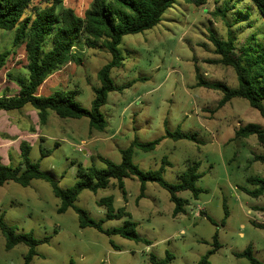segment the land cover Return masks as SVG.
<instances>
[{"label": "rangeland", "instance_id": "374dc122", "mask_svg": "<svg viewBox=\"0 0 264 264\" xmlns=\"http://www.w3.org/2000/svg\"><path fill=\"white\" fill-rule=\"evenodd\" d=\"M45 1H36L25 16L34 15V9L44 6ZM63 1L80 15L92 2ZM218 9L226 16L216 13ZM16 32L17 27L0 29V53L11 49L4 67L13 75L27 76L25 42L14 46ZM254 34L262 39L264 18L251 0H207L201 5L177 0L157 25L125 35L119 44L123 65L114 67L111 77L116 86L125 88L110 92L101 107L108 121L105 130L91 129L86 117L63 118L54 111L42 125L29 105L8 113L19 129L28 128L23 136L32 146L30 161L39 163L65 189L81 179L79 164L105 168L100 156L120 163L122 150L135 139L146 143L162 138L152 151L135 149L132 160L142 170H157L167 158L171 164L163 172L166 181L179 183V175L194 165L201 175L196 184L203 191L197 198L190 190L178 193L190 202L186 212L178 216H173L175 204L170 193L156 182H147L145 196L139 198L141 182L135 176L124 179L126 196L116 179L97 192L86 189L79 194L75 204L95 220L105 219L108 212L98 201L114 196L115 210L125 207L131 216L105 219L103 227L113 229L127 220L135 221L137 232L150 240V245L94 227H80L74 208L58 212L61 201L48 181L34 179L28 186L7 181L0 187V216L18 233L31 231L37 239L49 238L38 244V254L30 264H152L151 253L164 258L166 251L174 256L169 264H198L213 248L216 233L221 247L210 256L211 264H251L235 254L248 246L264 262V227L258 225H264V193L255 197L243 189L258 187L248 181L249 177L264 178V159H255L264 156V143L256 135H235L248 123L264 128V117L241 97L219 108L223 93L196 85L198 69L207 81L237 88L234 68L214 62L220 55L211 37H231L239 47L253 41ZM75 51L83 63L69 62L56 70L38 94L77 89L75 100L89 109L94 89L101 84L99 71L111 60V54L104 46L88 47L83 34L76 39ZM169 131L193 137L173 139L167 136ZM19 134L11 137L13 146L18 145ZM12 150L10 164L18 166L20 155L17 158ZM27 252L24 243L7 249L0 230V264H24Z\"/></svg>", "mask_w": 264, "mask_h": 264}, {"label": "trees", "instance_id": "16d2710c", "mask_svg": "<svg viewBox=\"0 0 264 264\" xmlns=\"http://www.w3.org/2000/svg\"><path fill=\"white\" fill-rule=\"evenodd\" d=\"M36 1L38 0H0V29L12 30L17 27L14 46L25 42L28 71L27 76L8 74V78L19 86V92L12 96H1L0 110L21 111L29 105L37 111L42 125L47 123L50 111H54L63 118L86 117L89 119L91 129L105 130L108 121L102 113L101 107L106 104L110 92L122 91L125 88V86H116L111 77L112 69L123 65L124 58L118 48L119 44L125 35L144 32L157 25L161 21L163 13L177 0H92L83 15L78 14L74 8L66 6L63 0H46L44 6L34 9V15L25 16L27 9ZM186 1L201 5L205 4L207 0ZM251 2L259 9L264 18V0H251ZM216 13L223 17L226 16V13L220 12L219 9ZM82 34L88 47L104 46L111 54V60L99 71L101 84L94 89L95 96L89 109L81 106L75 100V95L79 92L77 89L67 93L56 91L49 96L38 94L40 86L56 70L69 62L83 63V58L75 51L76 39ZM251 39L253 41L245 42L238 47L236 40L231 37L227 40L211 37L216 47L215 52L220 55V58L214 62L234 68L238 79L237 88H230L221 82L207 81L198 69L196 85L221 91L223 96L218 102L219 108L225 106L233 98L241 97L246 99L253 108L259 110L264 117V34L260 40L256 38L255 34ZM46 45L49 47L45 48ZM237 49H239L238 54L235 52ZM11 52V49H7L0 53V69L5 66ZM235 135L236 137L256 135L258 140L264 143V128L256 123L241 126L236 130ZM167 136L173 139L193 137L180 131H169ZM161 140L162 138H159L142 143L135 139L128 148L122 150L120 163L100 156L106 163L105 168L79 164L78 176L81 179L66 189L60 187L52 174L43 171L39 163L30 161L32 146L24 140L20 144V165L13 166L0 162V187L10 180L23 186L30 185L34 179L48 181L52 186L53 193L61 201L58 212H65L70 207L74 208L78 214L80 227H94L108 235L117 234L150 245V240L137 232L135 221L127 220L122 227L113 229L103 227L105 219L131 216L125 207L115 210L114 196L110 195L98 201L100 205H105L108 209L106 218L101 220L92 218L89 212L78 207L75 201L83 190L97 192L99 189L106 188L111 179L117 180L124 196H126L124 179L135 176L141 182L139 198L145 196L147 182H156L170 193V199L175 204L173 216L186 212V207L190 202L179 196L178 193L190 190L197 198L203 191L196 184L201 176L196 165L189 166L179 175L180 182L173 184L163 177L165 167L171 164L167 158H163L159 169L149 171L142 170L132 160L135 149L152 151ZM45 154L43 151L42 155ZM255 159H264V156L257 155ZM248 181L258 187L253 190L243 188L247 193L255 197L264 193V178L251 176ZM258 225L264 227L263 224ZM0 230L5 237L7 249H12L20 243L28 246L24 264H30L33 257L38 254L36 247L39 243L49 240L48 237L37 239L31 231L18 233L13 226L5 222L2 216H0ZM220 247L221 244L216 233L213 248L200 258L198 264H211L210 256ZM235 254L237 257L247 258L251 264H264L254 256L251 246ZM173 257L170 251H166L164 258H159L151 253L149 260L152 264H169Z\"/></svg>", "mask_w": 264, "mask_h": 264}, {"label": "crops", "instance_id": "0c3cea01", "mask_svg": "<svg viewBox=\"0 0 264 264\" xmlns=\"http://www.w3.org/2000/svg\"><path fill=\"white\" fill-rule=\"evenodd\" d=\"M8 74H12L10 72V70L6 69V67H2L0 69V97L3 95L6 96H12V95H16L18 92L16 91V89L19 87L17 85V83L13 80H11L10 78H8ZM17 76V75H14ZM43 86V84L40 86L38 92L40 93L41 91V87ZM4 91H6L4 93ZM12 112V111H5V110H0V162L4 163V164H10L12 163V160L9 159V149H13L12 152L15 153V156L17 158H21V150H20V144L22 141H27L29 142L27 139V137H25L24 134V129L26 131V129L28 128H24V129H19L18 126L14 123H11L10 119L8 118V113ZM37 113V111H36ZM38 115V113H37ZM39 119V116H38ZM40 122V120H39ZM18 131L20 132L19 134V138L18 139V145L14 144V135H16L18 133ZM39 134V133H37ZM13 137V138H11ZM27 138V139H26ZM30 143V142H29ZM31 144V143H30ZM13 159L14 158V154L11 155ZM20 165V164H19ZM243 234V233H242Z\"/></svg>", "mask_w": 264, "mask_h": 264}]
</instances>
